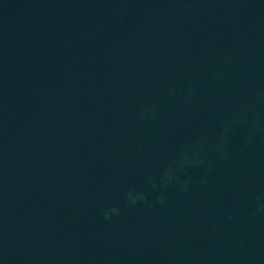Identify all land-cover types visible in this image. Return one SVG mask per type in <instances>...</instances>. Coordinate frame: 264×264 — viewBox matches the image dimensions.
I'll list each match as a JSON object with an SVG mask.
<instances>
[{
  "label": "water",
  "instance_id": "1",
  "mask_svg": "<svg viewBox=\"0 0 264 264\" xmlns=\"http://www.w3.org/2000/svg\"><path fill=\"white\" fill-rule=\"evenodd\" d=\"M0 264H264V0H0Z\"/></svg>",
  "mask_w": 264,
  "mask_h": 264
}]
</instances>
